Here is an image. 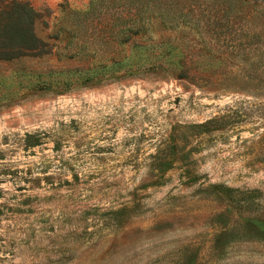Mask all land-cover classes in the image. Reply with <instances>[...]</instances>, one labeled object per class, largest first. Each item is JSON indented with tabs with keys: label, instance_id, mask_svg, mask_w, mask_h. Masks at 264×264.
<instances>
[{
	"label": "rangeland",
	"instance_id": "374dc122",
	"mask_svg": "<svg viewBox=\"0 0 264 264\" xmlns=\"http://www.w3.org/2000/svg\"><path fill=\"white\" fill-rule=\"evenodd\" d=\"M23 1L0 264H264V0Z\"/></svg>",
	"mask_w": 264,
	"mask_h": 264
},
{
	"label": "trees",
	"instance_id": "16d2710c",
	"mask_svg": "<svg viewBox=\"0 0 264 264\" xmlns=\"http://www.w3.org/2000/svg\"><path fill=\"white\" fill-rule=\"evenodd\" d=\"M40 13L27 1L0 0V60L14 61L46 54V44L35 32Z\"/></svg>",
	"mask_w": 264,
	"mask_h": 264
}]
</instances>
